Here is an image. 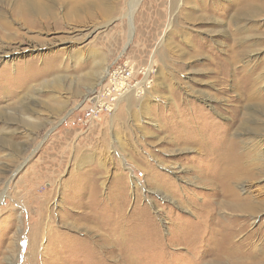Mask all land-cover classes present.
I'll return each mask as SVG.
<instances>
[{
	"label": "rangeland",
	"instance_id": "rangeland-1",
	"mask_svg": "<svg viewBox=\"0 0 264 264\" xmlns=\"http://www.w3.org/2000/svg\"><path fill=\"white\" fill-rule=\"evenodd\" d=\"M130 1L50 0L34 25L0 1V47L20 46L0 60V128L13 131L0 264H217L207 246L230 222L248 225L234 241L259 230L253 249L264 246V172L245 181L263 198L250 216L220 206L215 166L224 139L257 161L234 121L260 104L240 98L246 77L264 95V0ZM126 62L150 82L111 97L109 73ZM94 94L111 110L96 114Z\"/></svg>",
	"mask_w": 264,
	"mask_h": 264
},
{
	"label": "bare ground",
	"instance_id": "bare-ground-1",
	"mask_svg": "<svg viewBox=\"0 0 264 264\" xmlns=\"http://www.w3.org/2000/svg\"><path fill=\"white\" fill-rule=\"evenodd\" d=\"M5 1L12 2V8H13V11L15 12V14L18 17H20V19L23 20L25 23L31 24V25H34V22H35L34 17H33L35 13H42L43 11H47V13L51 12V9H48V8H51V5H49L50 0H48L49 4H47L44 0H5ZM67 1L80 3L84 0H67ZM137 1L138 0H131L130 1L131 10L133 9V7L137 3ZM102 2H101V4H103ZM245 3L246 2H243V6ZM240 5H241V3H240ZM240 5L238 6V9H243V8H241ZM106 10H107V7L104 9V11H106ZM0 16H1V14H0ZM0 22L2 25H4V27L9 24V22H7L3 18V16L0 17ZM132 33H133V28H132ZM17 47L18 46H16V45L12 46L11 44L1 46L0 47V60L2 58H5V57H7L8 59L11 58L12 55L15 54V53H13L14 52L13 50L17 49ZM97 68H98V65H97ZM245 79H244L245 80L244 82H246L245 83V91L242 95H240L241 96L240 98H242L246 101H250V100L252 101L255 98H257L258 100L257 99L256 100L260 101V104L259 105L253 104L252 106L248 107L246 111H243V114L245 115V117H242L240 120L235 119L234 123L236 124V128L238 125V129L243 130V132H245L243 134H246L243 137L241 136L240 141L243 140L245 143V139H255V141L254 140L253 141L248 140V142L251 146L254 145L255 148L257 149V150H255L256 154L258 155L257 161L255 163H250L244 159V155H242L241 153H238L239 151L236 150V148H237L236 145L239 144L238 140H236V139H231V140L224 139V141L222 143L220 142L221 144H219L220 147H218V150L216 149V152L218 154L219 159H218V161H216L215 166L218 167V170L216 172V179L218 178L217 180H219V182L222 186V193L220 196L221 200H219L220 206L224 209L231 211L232 213H244V214H248L250 216H255L256 212H258L257 211L258 210L257 208H259L258 205L260 203L262 205L263 198L260 197L261 193H259V195H257V193H255V191L250 190L251 189L250 185H248L245 181H253L255 177H259L260 173L264 172V162H261L262 161V158H261L262 154L259 153L262 151L261 146L263 145V142H264L263 134L261 131L262 128L264 127V121L262 120V118H264V117H262V118L259 116L257 117L251 112V111H254V112L259 111V113L261 115H264V95L262 96L261 91L259 90V88H257L258 85H256L254 79H250L251 81L248 80L247 77ZM252 80H253V82H252ZM258 83H259V81H258ZM19 87H21V86H19ZM9 93L11 95L15 96L16 93H18V91L15 92V90H14V91H10ZM3 94H5V92ZM246 115H247V117H246ZM236 121H239V123ZM30 125H31V128H32V126H33V128H37L36 125H34L32 123H30ZM30 125H26V126H30ZM12 132L10 131V129H8V127L6 125L3 126V128H0V150L1 151L5 152L6 145H4V142L9 140L8 137L10 134L12 135ZM209 142H211V141H209ZM215 145L214 146L217 147L218 142ZM210 151H211L212 155L215 154L214 150L210 149ZM252 151H254V150H252ZM211 163L213 164V161ZM217 167H216V169H217ZM19 169L20 168H18L16 170V172L19 171ZM214 169H212V170H214ZM257 170H258V172L255 174L254 171H257ZM233 180H242L243 182H245L247 185H242L241 187L243 190L247 189L249 192H251V193L253 192L252 196L251 195L242 196L237 191H235L230 185V182ZM210 182H212V181H210ZM205 183H206V181H205ZM157 190L159 191V189H157ZM244 194H246V193H244ZM252 197H253V199H252ZM261 211H262V208H261ZM226 217H224V218H226ZM218 222H220V221H218ZM228 222H230V221H228ZM235 222H237V221L235 220ZM231 226H234L233 222L228 223L227 226L221 225V227H218V229L215 232H217L220 229V233H222L223 236L218 239L220 241L217 240L218 242H215L212 245L207 246L209 248V251L212 252L211 254L213 255V257L215 256V259L218 261L216 263L217 264H229V263H231V264H248L249 261L251 260L249 264H264V246L263 247H256L253 249V247H255L254 239L256 237L262 235L261 231L257 230V231H251V233L248 232V234L242 240L234 241L235 237H233V236L238 235L239 232L241 233V231H243V230H246L248 225H246L245 222H241V223H238L237 227H235V228H232ZM215 236H217V235H215ZM213 239H214V237H213ZM215 241H216V239H215ZM185 242H186V240H185ZM33 244L36 246V242ZM243 247H245V248H243ZM228 260H230V261H228ZM225 261H228V263H225Z\"/></svg>",
	"mask_w": 264,
	"mask_h": 264
},
{
	"label": "built area",
	"instance_id": "built-area-1",
	"mask_svg": "<svg viewBox=\"0 0 264 264\" xmlns=\"http://www.w3.org/2000/svg\"><path fill=\"white\" fill-rule=\"evenodd\" d=\"M126 66H119L120 68L113 70V73H109V75L112 77H110L109 79V86L108 88V95L111 94V97L115 96V95H119L121 93H124L128 90H137V87L139 86L140 89H138V91H142L143 86L149 84L150 80L148 78H142L140 81L135 82L134 79H136V73L138 72L139 74L143 73V69H145V67H141L140 69H136L134 68V65L130 64L129 62L125 63ZM148 79V83H143L145 82V80ZM135 82V83H134ZM143 83V84H140ZM113 85V86H112ZM112 86V87H111ZM146 88V86L144 87V89ZM119 91V92H118ZM104 92V91H103ZM103 92L101 94H103ZM100 94V96H102ZM98 95V99L96 100L97 102H100L99 104L96 103V105H94V112L96 114L101 113V110L105 109L104 106L106 108H108L109 110H111L109 104H103V102H101L102 100L100 99L99 101V97ZM117 97H115L114 99H116Z\"/></svg>",
	"mask_w": 264,
	"mask_h": 264
},
{
	"label": "water",
	"instance_id": "water-1",
	"mask_svg": "<svg viewBox=\"0 0 264 264\" xmlns=\"http://www.w3.org/2000/svg\"><path fill=\"white\" fill-rule=\"evenodd\" d=\"M98 96L97 94H94L92 97H91V102H95L97 100Z\"/></svg>",
	"mask_w": 264,
	"mask_h": 264
}]
</instances>
